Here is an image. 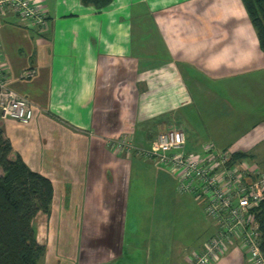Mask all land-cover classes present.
<instances>
[{
	"label": "crops",
	"instance_id": "crops-1",
	"mask_svg": "<svg viewBox=\"0 0 264 264\" xmlns=\"http://www.w3.org/2000/svg\"><path fill=\"white\" fill-rule=\"evenodd\" d=\"M43 5L44 29L0 16L7 85L34 106L29 124L0 126L53 183L50 214L35 218L46 220L48 251L76 254L77 264H186L214 222L170 171L112 142L145 148L178 127L188 153L212 143L261 167L264 52L242 0ZM211 264L251 263L235 241Z\"/></svg>",
	"mask_w": 264,
	"mask_h": 264
},
{
	"label": "built area",
	"instance_id": "built-area-1",
	"mask_svg": "<svg viewBox=\"0 0 264 264\" xmlns=\"http://www.w3.org/2000/svg\"><path fill=\"white\" fill-rule=\"evenodd\" d=\"M8 11L30 25L46 26L43 0H0V16ZM33 117L30 100L8 87L0 56V119L27 125ZM112 146L119 151H136L170 171L176 177L177 189L195 195L214 222L216 233L202 250L188 257L186 264L216 262L235 241L241 242L251 264H264L256 219V208L264 198V168L248 159L234 162L230 150H217L212 143L204 145L201 155L188 153L185 133L178 127L159 131L145 148L136 147L126 137L114 140Z\"/></svg>",
	"mask_w": 264,
	"mask_h": 264
},
{
	"label": "trees",
	"instance_id": "trees-1",
	"mask_svg": "<svg viewBox=\"0 0 264 264\" xmlns=\"http://www.w3.org/2000/svg\"><path fill=\"white\" fill-rule=\"evenodd\" d=\"M97 10L113 0H79ZM264 52V0H242ZM233 153L232 161L248 159ZM54 196L50 178L32 170L0 126V264H39L47 246L37 239L34 220L38 213L50 214ZM260 249L264 255V198L256 208Z\"/></svg>",
	"mask_w": 264,
	"mask_h": 264
},
{
	"label": "rangeland",
	"instance_id": "rangeland-1",
	"mask_svg": "<svg viewBox=\"0 0 264 264\" xmlns=\"http://www.w3.org/2000/svg\"><path fill=\"white\" fill-rule=\"evenodd\" d=\"M259 164L262 168H264V160L262 162H260ZM203 213H204V211H203ZM204 216L208 220H210L206 216L205 213H204ZM33 224H34V228L36 230L37 239L41 243H44L47 246V244L45 243V241H46V230H47L46 220L39 218V219L34 220ZM177 229L178 230H176V232H175V238L178 240L181 236V228H179L177 226ZM68 253H70V252H68ZM52 260H53V263H52ZM77 260H78V255H76V254L69 255V254L57 253L54 256L53 253L51 252V250L48 251V249H47L45 256L39 261V264H54V263H56V264H77Z\"/></svg>",
	"mask_w": 264,
	"mask_h": 264
}]
</instances>
